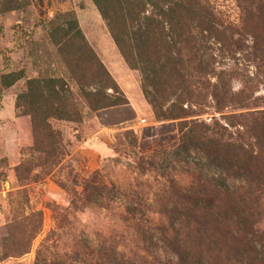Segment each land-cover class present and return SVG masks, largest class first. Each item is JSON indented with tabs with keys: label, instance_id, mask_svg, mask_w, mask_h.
<instances>
[{
	"label": "rangeland",
	"instance_id": "obj_1",
	"mask_svg": "<svg viewBox=\"0 0 264 264\" xmlns=\"http://www.w3.org/2000/svg\"><path fill=\"white\" fill-rule=\"evenodd\" d=\"M151 1L0 0V264H104L101 246L125 264H178L157 239L159 207L194 175L217 184L200 152L178 147L180 124L264 111V0H162L183 4L182 28L154 23L140 38ZM104 97L128 103L98 109ZM182 106L191 117H162ZM226 179L216 186L244 196L264 234V192L257 201L244 178ZM94 184L117 199L86 201Z\"/></svg>",
	"mask_w": 264,
	"mask_h": 264
},
{
	"label": "trees",
	"instance_id": "obj_2",
	"mask_svg": "<svg viewBox=\"0 0 264 264\" xmlns=\"http://www.w3.org/2000/svg\"><path fill=\"white\" fill-rule=\"evenodd\" d=\"M151 2L156 12L153 16L138 15L135 18L138 27L133 30L134 35L146 37L150 25L154 23H168L171 29L178 26L182 28V13L179 11L183 4L171 3L165 7L160 5L162 0ZM187 12L193 13L191 10ZM114 30L115 40L129 60L124 49V31L118 33ZM201 66L210 68L207 63ZM200 83L203 90L198 97L204 99L209 82L206 81L207 86ZM221 93L224 101L230 99L231 102L239 104V108L248 109L243 105L245 101L242 93H233L228 88H223ZM218 97L216 95V100ZM127 103L126 98L111 101L104 97L96 101V106L102 109ZM223 104L225 102L217 101V110H223ZM161 113L165 120L191 117V110L183 106L178 114L170 111ZM179 131L181 135L178 147L185 152L191 149L200 152L210 162L211 167L217 170V184L208 182L203 175L198 174L192 177L189 186L176 190L177 199L159 207L158 214L161 218L154 223L157 239L178 259V264H264V234L259 235L254 229L252 214L245 207L244 196L236 198L229 189L216 186L225 185L227 177L238 175L253 189L250 195L257 201L262 199L264 111L229 115L225 124L216 119L211 124L182 121ZM118 193L113 184L87 185L85 199L103 206L102 201H114ZM136 211L134 209L132 212ZM139 229L148 234L147 229ZM255 243L261 248L258 255L253 253ZM98 252L103 255L104 264H125L113 249L101 246Z\"/></svg>",
	"mask_w": 264,
	"mask_h": 264
},
{
	"label": "built area",
	"instance_id": "obj_3",
	"mask_svg": "<svg viewBox=\"0 0 264 264\" xmlns=\"http://www.w3.org/2000/svg\"><path fill=\"white\" fill-rule=\"evenodd\" d=\"M143 122H145V120Z\"/></svg>",
	"mask_w": 264,
	"mask_h": 264
}]
</instances>
